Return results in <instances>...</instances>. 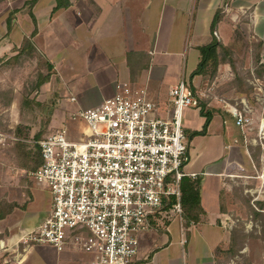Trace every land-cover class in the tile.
Here are the masks:
<instances>
[{
  "label": "crops",
  "instance_id": "0c3cea01",
  "mask_svg": "<svg viewBox=\"0 0 264 264\" xmlns=\"http://www.w3.org/2000/svg\"><path fill=\"white\" fill-rule=\"evenodd\" d=\"M69 2L68 7L54 13L55 0H37L30 8L23 2L9 28L0 35V60L13 56L22 39L35 31L31 40L52 64L55 75L59 76L62 66L66 69L60 73V80L77 95L70 101L89 102L84 107L76 106H95L112 96L121 83H129L144 88L149 98L162 109L167 108L169 89L180 77H188L194 86L206 77L191 72L199 62L198 47L214 40L213 36L219 42L216 54L220 71L235 69V62L234 68L228 62L225 48L232 51L231 46L238 44H243V50L248 48L245 57L253 62V68L258 46V62L264 68V0ZM161 28L164 47L158 48ZM224 30L226 41L221 36H226ZM174 41L182 45L181 51L168 49ZM180 53L181 64L177 57H171ZM164 78L166 85L161 84ZM198 91L194 93L200 108L187 107L182 115L186 133L203 127L205 117L200 110L211 114L205 133L189 141L185 166L187 172L195 173L189 179L197 183L198 218L183 226L182 218L152 216L150 228L138 236V251L131 264H264V233L257 236L241 225L246 219L264 220V213L253 207L264 209V196L252 200L247 191L259 185L255 176L261 167L262 150L249 141L254 129L243 132L234 123L224 106L232 103L206 99L207 93ZM235 96L238 100L233 103L241 104L242 99L248 104L255 123L260 117L257 107L243 93L235 92ZM23 171L14 163L0 162V200L13 202L0 219L2 254L20 246L24 249L20 238L37 227L50 210L48 192L31 182L29 176L30 181L17 176ZM222 221L230 223L225 226ZM55 251L60 252L54 257L57 264L89 262L87 254L72 248Z\"/></svg>",
  "mask_w": 264,
  "mask_h": 264
},
{
  "label": "built area",
  "instance_id": "2783aa9c",
  "mask_svg": "<svg viewBox=\"0 0 264 264\" xmlns=\"http://www.w3.org/2000/svg\"><path fill=\"white\" fill-rule=\"evenodd\" d=\"M240 103L224 106L243 132L254 129L249 141L262 150L259 185L247 190L256 200L264 196V116L254 123L248 104ZM187 107L200 104L184 77L169 89L165 109L143 88L121 83L112 96L72 114L85 121L84 139L69 140L57 129L36 140L41 164L27 176L48 192L50 210L22 235L24 247L72 248L87 254L88 264H131L138 236L150 228L152 216L181 219L180 182L195 177L185 170ZM7 138L17 139L0 131V142Z\"/></svg>",
  "mask_w": 264,
  "mask_h": 264
},
{
  "label": "rangeland",
  "instance_id": "374dc122",
  "mask_svg": "<svg viewBox=\"0 0 264 264\" xmlns=\"http://www.w3.org/2000/svg\"><path fill=\"white\" fill-rule=\"evenodd\" d=\"M24 1H0V35L9 28L8 25L6 26L7 18H10V16L15 18V12L13 11L21 8ZM217 26L219 27V25ZM186 32L187 30L183 31V37ZM162 34H164L163 28H161L157 36L159 40L158 48L164 47L161 41ZM225 34L226 36L221 35L223 41L227 40L226 31ZM215 38L217 37L213 36L211 39L215 40ZM176 39L179 40L178 37ZM242 45L231 46L235 62V69L233 71L226 69L220 71L218 66L214 76H211L210 80L204 77L200 79L197 86L191 84V87L196 94L199 92V89L207 93L206 99H223L230 103L238 100L235 92H239L238 89L240 88L243 94L252 101L251 103L257 107V111L260 117H262L264 116V72L259 71V74H257L254 71L253 62L250 59H246L245 54L247 50H243L241 48ZM181 48L182 45L175 41L172 42L171 46H168V49L176 52L178 50L181 51ZM181 54H178V56L172 55L171 57L172 59L177 57L181 64L183 60V55ZM241 55L244 56L241 57ZM42 57L43 54L36 49L35 53L25 52L13 61L10 60L6 66H4L5 61L0 60V131L9 134L11 137H19L20 140H23L25 135L31 136L36 131L41 130L46 134L53 130L64 129L65 136L69 140H82L84 139L86 130L85 121L77 114L72 117V114L76 113L80 108L89 105V102L83 101L80 103L79 99L70 101V97H77V95L60 80V77L62 78L60 73L65 72L66 69L63 66L62 70L59 68L58 73H60L57 76L55 75L57 72L53 67L47 69ZM47 71L50 72L48 82L46 81L39 85L41 77ZM185 79L188 80L189 78L186 77ZM167 82L164 78L161 84L166 85ZM86 94L91 95V93ZM76 104H82V107L76 106ZM45 120L47 121V125H44ZM16 128L17 130L15 131ZM202 129L203 127L194 131L187 130L185 135L188 145L192 138L205 133V128L202 132H199ZM18 130L19 134L15 136L13 131L17 132ZM42 132L40 133L42 134ZM13 141V139L7 138L4 142H0V162L4 165H11L13 163L11 159V144ZM25 141L36 144V140L26 139ZM253 151V153L257 152L256 150ZM23 172H20L21 174L17 176L30 181L26 174L27 171L26 173L25 170ZM248 199L250 200L249 196ZM250 220L246 219L245 225H241L246 228L247 232L263 237L264 220ZM22 248L20 246L17 250L10 251V253H0V264H57L54 257L55 254L59 255L60 252H56L49 245L32 244L27 246L28 251L25 250L26 247Z\"/></svg>",
  "mask_w": 264,
  "mask_h": 264
},
{
  "label": "trees",
  "instance_id": "16d2710c",
  "mask_svg": "<svg viewBox=\"0 0 264 264\" xmlns=\"http://www.w3.org/2000/svg\"><path fill=\"white\" fill-rule=\"evenodd\" d=\"M36 1L37 0H25L24 5L30 8ZM69 5H70L69 0H55V7L53 8L52 13H54L58 9L66 8ZM13 19L14 17L12 16H10V18H7L6 23L8 26H10V23L12 22ZM34 34H35V31L32 33L31 37H24L22 39V42L16 48V53L5 61L4 66H6V64H8L10 60L13 61L19 55L25 52H29V53L36 52V47L34 46V43L31 40ZM218 43H219L218 41L212 40L211 42L198 47L199 62L197 64V67L191 72V75L203 74L209 80L212 78L211 76H214L215 71L217 70V67H218V58L216 54V46L218 45ZM225 55L228 59L229 64L234 68L232 51L225 48ZM253 56H254V63H255L254 71L257 74H259L258 73L259 71L264 72L263 66H261L258 62L259 60L258 59L259 58L258 46H256ZM42 58L45 62V65L47 66V69L53 67L48 59H46L44 56ZM49 76H50V72L47 71L45 75L41 77L39 85L46 82ZM238 91L240 93H243V91L240 88L238 89ZM200 113L205 117L203 129L199 131V132H202L204 128H206V125L210 119L211 114L209 111H203V110H200ZM44 125H47L46 120L44 122ZM16 130L17 128L15 129V131ZM15 131H13V134L16 136V134H19V130L17 132ZM55 131L56 130H53L46 134L43 133L41 130L36 131L31 136L25 135V137H23V140H20L19 137H17L18 140L15 139L11 144L12 145L11 159L13 163L18 168H21L27 172L36 170L41 164L39 148L37 144H31L29 141H25V140L26 139L39 140L49 134L54 133ZM40 132H42V134ZM180 202H181L182 225L187 226L190 222L196 221V219L198 218V214L200 212V207H199L197 183L194 180H190L189 177H186V176L183 177L180 182ZM12 205H13V202H8L4 199L0 200V219L5 217V215L10 211Z\"/></svg>",
  "mask_w": 264,
  "mask_h": 264
}]
</instances>
